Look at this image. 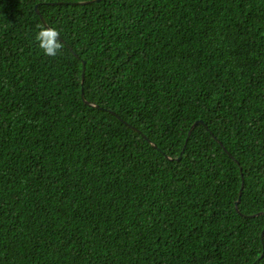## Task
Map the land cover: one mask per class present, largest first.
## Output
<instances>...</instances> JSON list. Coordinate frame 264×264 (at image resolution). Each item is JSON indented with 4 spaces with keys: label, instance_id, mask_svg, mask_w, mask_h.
I'll use <instances>...</instances> for the list:
<instances>
[{
    "label": "trees",
    "instance_id": "trees-1",
    "mask_svg": "<svg viewBox=\"0 0 264 264\" xmlns=\"http://www.w3.org/2000/svg\"><path fill=\"white\" fill-rule=\"evenodd\" d=\"M0 264H264V0H0Z\"/></svg>",
    "mask_w": 264,
    "mask_h": 264
},
{
    "label": "clouds",
    "instance_id": "clouds-1",
    "mask_svg": "<svg viewBox=\"0 0 264 264\" xmlns=\"http://www.w3.org/2000/svg\"><path fill=\"white\" fill-rule=\"evenodd\" d=\"M59 37L60 32L57 28L41 27L36 35V41L46 56L56 57L61 54L63 47Z\"/></svg>",
    "mask_w": 264,
    "mask_h": 264
},
{
    "label": "water",
    "instance_id": "water-1",
    "mask_svg": "<svg viewBox=\"0 0 264 264\" xmlns=\"http://www.w3.org/2000/svg\"><path fill=\"white\" fill-rule=\"evenodd\" d=\"M98 1H99V0H98ZM83 3H87V2H83ZM36 10H37L38 13H40L39 10H38V5L36 6ZM41 20H42V22L44 23V25H45L46 27H48V25H47L45 19H44L42 16H41ZM85 71H86V61H84V64H83V77H82V81H84V78H85ZM88 103H89V102H88ZM90 104H92V103H90ZM92 105H93V104H92ZM113 114L116 115L114 112H113ZM116 116H117V115H116ZM200 123H203V121H200V120L197 121V122L193 125V127H192V129H191V132H192V130H193L198 124H200ZM191 132H190L189 134H191ZM241 193H242V192H241ZM240 202H241V196H240V198H239V200H238V202H237V208H238Z\"/></svg>",
    "mask_w": 264,
    "mask_h": 264
}]
</instances>
